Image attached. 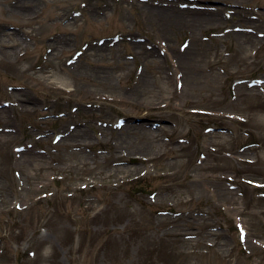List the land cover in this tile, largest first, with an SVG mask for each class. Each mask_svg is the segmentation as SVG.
Wrapping results in <instances>:
<instances>
[{
  "label": "rangeland",
  "instance_id": "374dc122",
  "mask_svg": "<svg viewBox=\"0 0 264 264\" xmlns=\"http://www.w3.org/2000/svg\"><path fill=\"white\" fill-rule=\"evenodd\" d=\"M0 264H264V0H0Z\"/></svg>",
  "mask_w": 264,
  "mask_h": 264
},
{
  "label": "bare ground",
  "instance_id": "6f19581e",
  "mask_svg": "<svg viewBox=\"0 0 264 264\" xmlns=\"http://www.w3.org/2000/svg\"><path fill=\"white\" fill-rule=\"evenodd\" d=\"M219 22H216V24H218ZM34 31L33 30H31L29 33L31 34V33H33ZM188 48H189V46H188ZM191 50H192V48H191ZM190 55V51H188V52H184V53H182V54H180L179 56H180V58L183 60V59H186L188 56ZM27 101H29V100H27ZM230 159H232L233 157L232 156H230L229 157ZM39 170H41V166L39 167H37V171H39ZM7 199V198H6Z\"/></svg>",
  "mask_w": 264,
  "mask_h": 264
}]
</instances>
